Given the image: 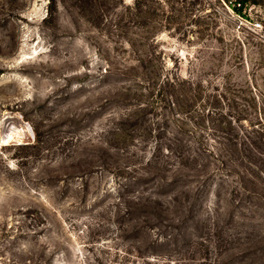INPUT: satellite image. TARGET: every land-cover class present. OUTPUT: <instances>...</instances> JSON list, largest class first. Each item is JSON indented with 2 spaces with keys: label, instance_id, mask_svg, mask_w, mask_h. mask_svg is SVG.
<instances>
[{
  "label": "rangeland",
  "instance_id": "rangeland-1",
  "mask_svg": "<svg viewBox=\"0 0 264 264\" xmlns=\"http://www.w3.org/2000/svg\"><path fill=\"white\" fill-rule=\"evenodd\" d=\"M255 116L264 38L225 9L0 0V264H264Z\"/></svg>",
  "mask_w": 264,
  "mask_h": 264
},
{
  "label": "trees",
  "instance_id": "trees-1",
  "mask_svg": "<svg viewBox=\"0 0 264 264\" xmlns=\"http://www.w3.org/2000/svg\"><path fill=\"white\" fill-rule=\"evenodd\" d=\"M53 10L54 9H52L51 13L53 12ZM190 83V79L181 77L180 75H165L162 80H160V82L158 83V88L162 91L166 86L169 85L171 87V95L175 96L176 104L179 107V111L185 112L192 108L194 101H196V98H198L199 96L198 92L192 93L190 87L186 86V84ZM154 85H157V82L155 83L154 81L153 86ZM247 118L248 116L245 115L231 116L230 119L227 121L228 126L225 127L224 125L222 128L215 127V129L220 132L218 136L227 140H231V136L237 137L235 133H232V129L230 127H233L237 121H241ZM249 120L252 124V127L255 128L256 133L261 134L264 132V116H255L254 121L250 118ZM243 134L247 136L245 132H243ZM38 138L40 139V135L38 136Z\"/></svg>",
  "mask_w": 264,
  "mask_h": 264
},
{
  "label": "built area",
  "instance_id": "built-area-1",
  "mask_svg": "<svg viewBox=\"0 0 264 264\" xmlns=\"http://www.w3.org/2000/svg\"><path fill=\"white\" fill-rule=\"evenodd\" d=\"M209 7L229 11L237 28L264 38V1L261 0H202Z\"/></svg>",
  "mask_w": 264,
  "mask_h": 264
}]
</instances>
